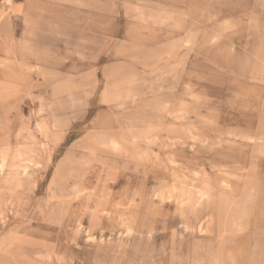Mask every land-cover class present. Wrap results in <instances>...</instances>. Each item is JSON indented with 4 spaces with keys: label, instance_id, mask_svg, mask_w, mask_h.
I'll return each mask as SVG.
<instances>
[{
    "label": "rangeland",
    "instance_id": "obj_1",
    "mask_svg": "<svg viewBox=\"0 0 264 264\" xmlns=\"http://www.w3.org/2000/svg\"><path fill=\"white\" fill-rule=\"evenodd\" d=\"M0 207V264H264V0H0Z\"/></svg>",
    "mask_w": 264,
    "mask_h": 264
},
{
    "label": "bare ground",
    "instance_id": "obj_2",
    "mask_svg": "<svg viewBox=\"0 0 264 264\" xmlns=\"http://www.w3.org/2000/svg\"><path fill=\"white\" fill-rule=\"evenodd\" d=\"M10 3L12 2V0H8ZM50 3V2H49ZM15 7H17V10H21L22 9V5H17V6H15ZM42 12V11H41ZM174 13V12H173ZM27 17V16H26ZM27 21V20H26ZM28 25V24H27ZM15 41V40H14ZM14 44V43H13ZM32 71V70H31ZM152 127V126H151ZM128 128V127H127ZM131 128V127H130ZM129 128V129H130ZM149 128V127H148ZM152 128H154V127H152ZM156 128V127H155ZM154 128V129H155ZM160 129V128H159ZM115 130V129H114ZM146 131H147V129H146ZM155 131V130H154ZM117 133V132H116ZM118 134V133H117ZM121 134V133H120ZM133 134V133H132ZM138 134V133H137ZM143 134V133H142ZM161 134V133H160ZM168 135V134H167ZM170 135V134H169ZM118 136V135H117ZM123 135L121 134V137H122ZM109 137V136H108ZM113 137V136H112ZM115 137H116V135H115ZM142 137H143V135H142ZM150 137H152V136H150ZM154 137H156V136H154ZM167 137H169V136H167ZM166 137V139H168ZM165 138V137H164ZM170 138V137H169ZM171 138H173V137H171ZM105 139H106V137H105ZM118 139V138H117ZM120 139V138H119ZM135 139V138H134ZM143 139V138H142ZM146 140H147V138H145ZM148 139H151V138H148ZM99 140V139H98ZM170 140V139H169ZM113 141H114V139H113ZM123 141V140H122ZM121 142V141H120ZM103 143V142H102ZM105 143V142H104ZM100 145H101V143H100ZM106 145V144H105ZM116 145H120V144H118V142H117V144ZM90 148V147H89ZM92 148V147H91ZM95 148V147H94ZM112 148V147H111ZM115 148H117V147H115ZM27 149V148H26ZM86 149V148H85ZM114 149V148H113ZM5 150V149H4ZM3 150V151H4ZM19 150V149H18ZM115 150V149H114ZM3 151H1L2 153H4ZM33 151V150H32ZM94 151V150H93ZM119 151V150H118ZM121 153V152H120ZM20 154V153H19ZM148 155V154H147ZM135 157V156H134ZM4 158V157H3ZM6 158V157H5ZM16 160H18V159H16ZM14 161V160H13ZM34 161V160H33ZM16 162V161H15ZM37 162V161H36ZM11 163V162H10ZM3 165H4V163H3ZM14 167V166H13ZM4 168V167H3ZM28 170V169H27ZM250 170V169H249ZM15 173V172H14ZM13 176V175H12ZM12 176H11V178H12ZM14 177V176H13ZM13 179V178H12ZM198 181V180H197ZM5 182V181H4ZM10 182V181H9ZM17 183V182H16ZM14 185V184H13ZM193 185H194V183H193ZM11 186V185H10ZM17 186V185H16ZM224 188V187H223ZM201 189V188H200ZM225 189V188H224ZM226 189H228L227 187H226ZM230 189V188H229ZM9 190H11V189H9ZM12 191H13V189H12ZM168 191V190H167ZM14 192V191H13ZM212 193V192H211ZM236 193V192H235ZM13 194V193H12ZM207 194V193H206ZM233 194V193H232ZM14 195V194H13ZM227 195V194H226ZM202 197V196H201ZM232 197V196H231ZM234 197V196H233ZM205 198V197H204ZM203 198V199H204ZM173 199V198H172ZM195 200V199H194ZM205 200V199H204ZM209 202H210V200H209ZM1 208V207H0ZM2 210V209H1ZM6 214V213H5ZM4 213H2V212H0V220L1 219H5L6 218V215H5ZM248 216V215H247ZM17 217V216H16ZM8 218V217H7ZM5 222V221H4ZM241 225V224H240ZM241 227V226H240Z\"/></svg>",
    "mask_w": 264,
    "mask_h": 264
}]
</instances>
